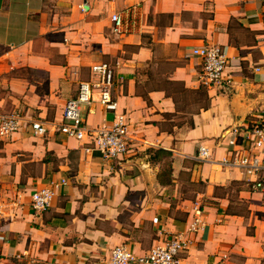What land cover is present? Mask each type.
Segmentation results:
<instances>
[{
  "label": "crops",
  "instance_id": "crops-1",
  "mask_svg": "<svg viewBox=\"0 0 264 264\" xmlns=\"http://www.w3.org/2000/svg\"><path fill=\"white\" fill-rule=\"evenodd\" d=\"M132 6L137 29L113 34L110 16ZM205 45L227 58L221 87L201 84L191 52ZM97 63L113 69L134 140L118 160L57 131ZM12 111L23 121L0 141V264H102L119 245L142 256L184 231L196 205L203 225L184 264H264V191L221 165L233 149L219 139L264 119V0H0V115ZM81 114L89 128L113 119L96 92ZM60 180L35 213L32 192Z\"/></svg>",
  "mask_w": 264,
  "mask_h": 264
},
{
  "label": "built area",
  "instance_id": "built-area-1",
  "mask_svg": "<svg viewBox=\"0 0 264 264\" xmlns=\"http://www.w3.org/2000/svg\"><path fill=\"white\" fill-rule=\"evenodd\" d=\"M110 22L111 31L115 35L133 33L139 22L137 6L113 13ZM191 53L200 59L202 86L208 89L221 87L227 67V58L222 50L217 45H205L194 48ZM90 74L95 80L80 83L76 96L66 101L62 112L63 122L57 127V131L67 138L87 141V153L96 151L104 160H118L129 152L134 140L128 132L125 114L117 112V103L111 95L114 72L107 63H97L90 66ZM94 92L101 107L113 113V119L109 124L89 128L81 111L82 107L92 104ZM22 121L20 111L0 115V141L18 132ZM30 128L36 135H44L47 131L46 124L37 120L30 121ZM230 135L235 138L231 139ZM228 137L229 140L226 139ZM219 139L227 141V145L233 149L230 157L221 161V165L238 168L247 176L251 188L264 191V119L243 129L229 128ZM208 158L206 148L200 147L196 159L206 161ZM50 184V187H40L32 192L31 208L35 213L45 211L54 192L61 185L67 184V181L60 180ZM202 216V209L196 205L184 231L160 239L142 256L134 255L125 245L116 246L110 250L102 264H184L182 256L192 243L191 236L201 230Z\"/></svg>",
  "mask_w": 264,
  "mask_h": 264
},
{
  "label": "trees",
  "instance_id": "trees-1",
  "mask_svg": "<svg viewBox=\"0 0 264 264\" xmlns=\"http://www.w3.org/2000/svg\"><path fill=\"white\" fill-rule=\"evenodd\" d=\"M153 151H149V153H152ZM153 159H158V160H162L164 158H167L169 156V154L163 150H156L153 152ZM170 172H171V169H170V165L169 163L166 165V169L163 171V174L162 176L163 177H166V176H169L170 175Z\"/></svg>",
  "mask_w": 264,
  "mask_h": 264
}]
</instances>
